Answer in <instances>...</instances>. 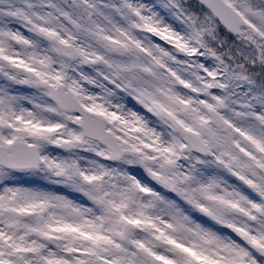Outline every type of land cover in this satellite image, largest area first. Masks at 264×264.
<instances>
[{
    "label": "snow or ice",
    "instance_id": "snow-or-ice-1",
    "mask_svg": "<svg viewBox=\"0 0 264 264\" xmlns=\"http://www.w3.org/2000/svg\"><path fill=\"white\" fill-rule=\"evenodd\" d=\"M0 264H264V0H0Z\"/></svg>",
    "mask_w": 264,
    "mask_h": 264
}]
</instances>
